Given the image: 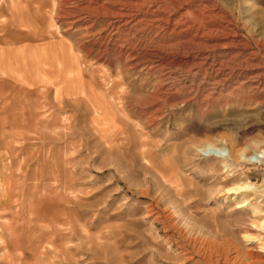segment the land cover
I'll return each instance as SVG.
<instances>
[{
    "label": "rangeland",
    "instance_id": "rangeland-1",
    "mask_svg": "<svg viewBox=\"0 0 264 264\" xmlns=\"http://www.w3.org/2000/svg\"><path fill=\"white\" fill-rule=\"evenodd\" d=\"M0 264H264V0H0Z\"/></svg>",
    "mask_w": 264,
    "mask_h": 264
}]
</instances>
